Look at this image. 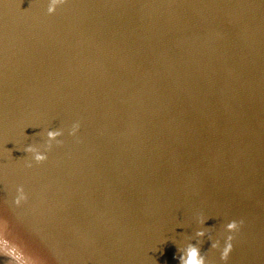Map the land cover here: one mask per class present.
I'll use <instances>...</instances> for the list:
<instances>
[{"label": "water", "instance_id": "95a60500", "mask_svg": "<svg viewBox=\"0 0 264 264\" xmlns=\"http://www.w3.org/2000/svg\"><path fill=\"white\" fill-rule=\"evenodd\" d=\"M49 2L0 0L14 243L36 264H178L188 244L205 264H264V0Z\"/></svg>", "mask_w": 264, "mask_h": 264}, {"label": "clouds", "instance_id": "9594fccd", "mask_svg": "<svg viewBox=\"0 0 264 264\" xmlns=\"http://www.w3.org/2000/svg\"><path fill=\"white\" fill-rule=\"evenodd\" d=\"M66 3V0H50L48 7H47V14L52 15L56 8L58 6H61ZM79 129L78 124L72 125L71 130L69 131L70 136H74L76 132ZM63 134L62 130H49L46 132V142L43 146L44 153L49 151L52 147V142H56L57 145L60 144V141L58 140V137H60ZM25 153H29L32 156V160L36 164H41L46 161L47 156L46 154L42 153L39 148L28 146L24 149ZM32 165L29 163L26 165V167H31ZM17 193L19 194L17 198L14 200V203L19 206L21 201L26 200V196L24 194V190L22 187L17 188ZM200 223L204 224L205 221L201 220ZM238 223L235 221L229 222L224 226V232L225 233H234L238 230ZM196 238H203L205 236L204 231H197L195 233ZM11 233L9 231V226L7 222L0 223V243H2V247H0V255H3L4 257L8 258L6 261V264H16L17 258L19 257L22 259L23 264H36V262L27 255L23 250L22 246L18 245L17 243H14L15 238L11 237ZM211 239V238H209ZM232 235H227L224 242V247L220 254L221 261H226L229 253L232 250ZM219 247V241L211 244V248L216 249ZM163 254V253H161ZM174 260L178 261V264H205V257L201 254L199 247L188 244L184 251L179 255L173 257Z\"/></svg>", "mask_w": 264, "mask_h": 264}, {"label": "snow or ice", "instance_id": "6c2138e0", "mask_svg": "<svg viewBox=\"0 0 264 264\" xmlns=\"http://www.w3.org/2000/svg\"><path fill=\"white\" fill-rule=\"evenodd\" d=\"M0 247H2V243H0ZM16 264H23L22 259H20L19 257L17 258Z\"/></svg>", "mask_w": 264, "mask_h": 264}]
</instances>
